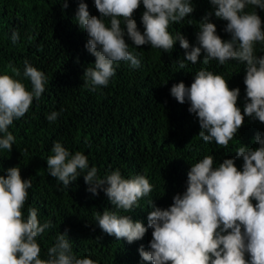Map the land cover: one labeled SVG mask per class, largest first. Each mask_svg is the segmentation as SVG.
Wrapping results in <instances>:
<instances>
[{"label":"trees","instance_id":"1","mask_svg":"<svg viewBox=\"0 0 264 264\" xmlns=\"http://www.w3.org/2000/svg\"><path fill=\"white\" fill-rule=\"evenodd\" d=\"M190 2L194 11L180 22H170L168 28L174 40L180 34L188 40L189 50L183 49L179 40L170 53L148 44L136 47L125 27V41L140 66L134 68L124 61L114 64L115 75L108 85L92 90L84 75L89 66L94 67L95 57L86 48L87 32L75 18L80 3L87 4L90 16L100 17L95 0H0V75L20 80L31 91V82L23 75L25 61L45 74L41 97L34 98L25 116L9 126L15 138L12 150L0 148V175L19 167L22 178L31 180L22 209L25 219L28 210L34 208L40 224L50 225L37 237L42 259H47L48 249L57 238L67 233L72 254L78 258L89 257L98 264H150L142 259L139 249L143 246L145 251L150 250L151 205L169 208L173 198L187 190L191 167L206 156L213 157L214 169L225 159H233L242 171L244 161L237 158L236 151L242 146L260 147L256 137L264 134V123L247 115L226 148L215 140L205 142L199 135L202 129L198 117L189 112L190 103L181 104L170 93L180 82L190 87L195 75L207 70L221 75L230 89L239 88L237 107L242 115L250 102L244 82L246 62L228 60L220 65L213 59L204 63L203 52L195 64L184 61L185 52L198 46L197 34L205 17L216 25V34L222 40H231V34L225 31L228 22L215 16L210 0ZM144 11L141 0L133 19L142 33ZM245 11L259 15L264 31V9L248 5ZM105 23L110 27L109 20ZM13 32L20 37L16 43L11 39ZM254 54L264 57V43H255ZM13 68L19 70V76ZM53 112L58 116L50 122L46 117ZM57 142L70 154L79 151L88 158L89 168L78 169L77 180L67 187L50 175L47 165ZM93 166L101 179L116 170L126 179L144 175L152 191L131 211L117 209L102 189L98 195L88 191L84 175ZM252 203L257 201L253 199ZM105 209L142 222L147 229L144 237L128 243L104 233L97 217ZM245 259L250 260L248 253Z\"/></svg>","mask_w":264,"mask_h":264},{"label":"clouds","instance_id":"2","mask_svg":"<svg viewBox=\"0 0 264 264\" xmlns=\"http://www.w3.org/2000/svg\"><path fill=\"white\" fill-rule=\"evenodd\" d=\"M145 11L142 16L143 33L138 30L134 12L141 0H95L100 17L89 14L86 3H80L76 22L88 34L86 48L95 57L94 67L89 66L84 77L92 90L106 87L115 75L114 64L128 62L138 68L140 60L129 51L125 41L128 37L136 47L151 45V48L171 52L177 40L180 46L190 49L183 35L175 40L169 34L170 22H180L194 11L190 0H142ZM215 16L227 21L225 31L231 40L218 36L214 23L208 17L201 21L197 34L198 46L185 52V60L197 63L204 53V63L218 60L220 65L228 60L246 62V98L244 114L237 107L239 88L230 89L221 75L200 70L190 87L183 82L172 86L171 95L181 104L190 103L189 112L199 120V135L205 142L215 140L227 147L237 129L244 124V117L264 123V57L254 54L256 42L264 43L262 21L256 12H246L251 5L264 9V0H210ZM63 2V7L67 8ZM105 19L110 21V27ZM123 20L124 27L121 26ZM12 42L20 37L13 32ZM180 67L184 63L180 62ZM12 71L19 76V70ZM24 77L29 79L32 90L8 74L0 75V148L11 151L14 136L9 126L14 119L25 116L33 99H39L45 91V74L25 61ZM53 112L46 118L57 119ZM264 134H258L256 149L240 147L237 158L244 161L240 171L233 159H225L218 168H213V157L206 156L188 172L187 190L177 194L167 209L151 205L148 228L153 229L149 247L141 246L139 254L150 264H264ZM54 155L47 159L50 175L67 187L77 180L78 169L89 168L88 158L77 151L70 154L61 143L53 145ZM0 175V264H98L89 257L78 258L72 254L67 233L57 238L48 249L47 259L40 257L41 248L37 237L50 227L40 224L37 210L30 208L25 219L22 209L28 198L27 189L31 180H24L19 167L6 170ZM88 191L94 195L103 190L117 209L131 211L138 207V200L152 191L144 175L131 179L123 178L116 170L105 178L97 176L92 167L84 175ZM253 199L257 201L254 205ZM98 225L108 235L126 239L128 243L140 240L147 229L142 222H134L130 216H120L105 209L97 217ZM243 229V231H242ZM230 230V231H229ZM248 253L250 260L245 259Z\"/></svg>","mask_w":264,"mask_h":264}]
</instances>
